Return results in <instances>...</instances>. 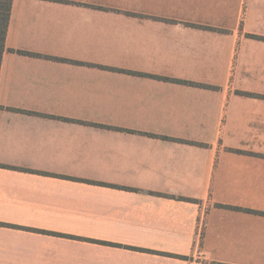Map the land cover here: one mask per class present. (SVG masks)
Returning <instances> with one entry per match:
<instances>
[{
  "label": "crops",
  "instance_id": "1",
  "mask_svg": "<svg viewBox=\"0 0 264 264\" xmlns=\"http://www.w3.org/2000/svg\"><path fill=\"white\" fill-rule=\"evenodd\" d=\"M0 264H264V0H13Z\"/></svg>",
  "mask_w": 264,
  "mask_h": 264
},
{
  "label": "trees",
  "instance_id": "2",
  "mask_svg": "<svg viewBox=\"0 0 264 264\" xmlns=\"http://www.w3.org/2000/svg\"><path fill=\"white\" fill-rule=\"evenodd\" d=\"M13 0H0V67L5 51V38L8 29Z\"/></svg>",
  "mask_w": 264,
  "mask_h": 264
}]
</instances>
